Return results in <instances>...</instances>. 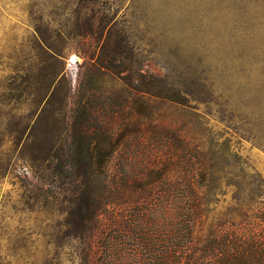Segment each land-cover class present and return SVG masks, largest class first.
Returning <instances> with one entry per match:
<instances>
[{"label": "rangeland", "instance_id": "rangeland-1", "mask_svg": "<svg viewBox=\"0 0 264 264\" xmlns=\"http://www.w3.org/2000/svg\"><path fill=\"white\" fill-rule=\"evenodd\" d=\"M98 54L113 56L116 75L95 67ZM127 79L170 99L135 91L147 104L139 133ZM92 111L118 139L105 165L114 190L130 177L159 190L165 167L176 173L163 127L237 153L264 178V0H0V264H92L93 253L96 264H130L120 212L110 206L82 234L78 184L55 159L29 160L69 150L83 118L86 134L103 135ZM235 164L220 160L216 183L234 182L225 171ZM230 191L218 194L222 206Z\"/></svg>", "mask_w": 264, "mask_h": 264}, {"label": "trees", "instance_id": "trees-1", "mask_svg": "<svg viewBox=\"0 0 264 264\" xmlns=\"http://www.w3.org/2000/svg\"><path fill=\"white\" fill-rule=\"evenodd\" d=\"M111 50L113 54H120L117 44ZM105 56L97 55L95 67L116 75L117 71L112 70L113 56ZM141 83L130 85L128 79L125 82L134 91L130 92V120L134 122L130 130L138 133L141 123L137 121L145 116L147 104L135 91L170 100L167 90L155 91L152 86ZM80 105L74 110L73 124L83 112ZM88 118L96 125L95 129L103 130V135H98L96 130L86 134L84 123L87 120L83 118L73 126L79 132H73L68 138L69 150L32 152L29 156L34 162L57 160L53 170L65 171L68 178L78 184L71 198L76 200L75 218L82 234L91 235L98 228L99 215L111 206L115 212H120L117 215L125 223L119 228L123 232L130 231V264H264V178L249 171L237 153L213 150L206 140L195 143L163 127L166 142L174 150V157H169L172 153H168V161L174 162L176 157L180 164L176 173L171 174L172 169L165 167L163 176L168 182L159 190L155 185H146L140 181L142 179L131 177L129 184H121L114 190L106 181L105 165L118 139L108 132L103 125L105 122L96 113L92 111ZM156 129L157 125L150 126V132ZM106 146L110 147L105 149ZM226 159L236 163L230 171H225L236 180L221 185L216 183L223 172L219 162ZM224 187L231 188V196L222 206L217 196ZM151 190H156L155 196H150ZM121 197L122 200L116 202ZM124 205L126 208L120 210ZM123 210L129 214L123 215ZM213 215L216 218L211 221ZM93 255L90 258L92 264H96V255Z\"/></svg>", "mask_w": 264, "mask_h": 264}, {"label": "built area", "instance_id": "built-area-1", "mask_svg": "<svg viewBox=\"0 0 264 264\" xmlns=\"http://www.w3.org/2000/svg\"><path fill=\"white\" fill-rule=\"evenodd\" d=\"M71 63H75V60L73 58L70 59Z\"/></svg>", "mask_w": 264, "mask_h": 264}]
</instances>
